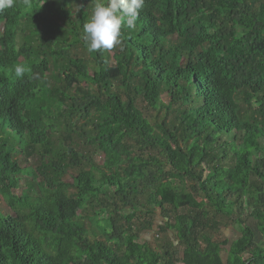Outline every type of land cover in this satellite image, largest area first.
<instances>
[{"label": "trees", "instance_id": "obj_1", "mask_svg": "<svg viewBox=\"0 0 264 264\" xmlns=\"http://www.w3.org/2000/svg\"><path fill=\"white\" fill-rule=\"evenodd\" d=\"M94 2L0 11V264H258L264 0H144L113 56L83 40ZM22 60L31 71L18 78ZM145 108L164 116L153 124ZM158 215L154 242L144 233ZM215 217L238 238L210 236Z\"/></svg>", "mask_w": 264, "mask_h": 264}, {"label": "clouds", "instance_id": "obj_2", "mask_svg": "<svg viewBox=\"0 0 264 264\" xmlns=\"http://www.w3.org/2000/svg\"><path fill=\"white\" fill-rule=\"evenodd\" d=\"M16 0H0V11L15 6ZM30 6V0H24ZM144 0H95L92 15L83 25V40L89 52L111 50L122 40V25L134 28ZM16 77L20 78L31 69L25 64L13 65Z\"/></svg>", "mask_w": 264, "mask_h": 264}, {"label": "rangeland", "instance_id": "obj_3", "mask_svg": "<svg viewBox=\"0 0 264 264\" xmlns=\"http://www.w3.org/2000/svg\"><path fill=\"white\" fill-rule=\"evenodd\" d=\"M108 54L113 56L114 51L112 50H105ZM22 63L25 64V61L22 60ZM164 100L167 99V96L163 97ZM144 113L146 115V118H148L153 124H154V118L157 115L164 116V113L161 111V113H157L156 110L152 109H143ZM67 132L63 130L61 133H58L56 135L57 137V144L59 146H64L68 144V141L65 140L67 138ZM74 146L75 149L79 151V153H83L84 151L89 153V155L96 160L99 164L103 163V155L102 154H97L95 149L91 148L84 139L78 137L77 135H74ZM136 151H139V148H136ZM141 154H144L145 157L155 155L156 157L162 158V156L159 153V149H143L139 151ZM39 164V158L34 157L33 159L30 160V165L35 167L38 166ZM29 179L31 178L29 175L27 176ZM66 181H72L71 177H66ZM0 209L3 211H8L7 203L3 199V197L0 195ZM216 222L218 223L215 228L210 230V236H213L214 239L223 241L225 239H228L230 242H233L235 239L238 238L240 235L238 232V227L234 223V221H231L226 218H221V217H215ZM249 222L253 224L254 227H256V223L249 219ZM85 224L87 228L89 229V233L91 237H102V235L107 231L108 227L105 224L100 225L99 227L93 226L91 221L87 218L85 220ZM161 226H164L163 220L160 215H158L157 219L155 220V227L153 230H148L144 233V235L148 238H151L155 242L156 236H160L161 238L165 239V236L160 234V228ZM171 237L175 239V232L171 231ZM160 234V235H159ZM146 242L144 239H140V243L144 244ZM225 260L227 259V255L223 253ZM258 264H264V259L259 260Z\"/></svg>", "mask_w": 264, "mask_h": 264}]
</instances>
